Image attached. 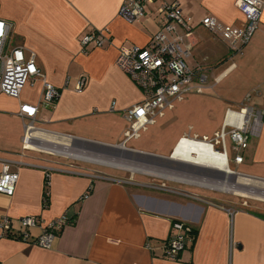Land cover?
Masks as SVG:
<instances>
[{
    "label": "crops",
    "instance_id": "0c3cea01",
    "mask_svg": "<svg viewBox=\"0 0 264 264\" xmlns=\"http://www.w3.org/2000/svg\"><path fill=\"white\" fill-rule=\"evenodd\" d=\"M124 1L0 0V19L12 25L6 49L33 53L40 75L60 92L42 104L43 81L35 78L18 99L0 93V173L8 162L18 177L11 197L0 194V222L6 217L15 227L0 236V264H264V115L259 137L244 150L236 149L227 126V110L242 104L264 110V0L240 54L195 27L198 44L185 62L205 75L204 91L174 102L128 141L124 114L144 96L116 60L122 47H145L159 31V4L177 3L194 22L212 17L241 27L244 19L236 0H155L145 17L127 21L119 15ZM92 31H104L110 41L84 51L81 37ZM80 78L84 87L77 93ZM223 83L220 101L212 93ZM228 91L241 94L231 98ZM21 104L37 108L32 122L21 118ZM222 130L224 150L215 143L186 145V139L213 140ZM214 151H224L226 161ZM124 153L143 159L118 156ZM28 216L39 224L24 240L16 221ZM62 216L69 222L51 231L50 247L33 243ZM174 221L193 231L177 261L165 257Z\"/></svg>",
    "mask_w": 264,
    "mask_h": 264
},
{
    "label": "built area",
    "instance_id": "2783aa9c",
    "mask_svg": "<svg viewBox=\"0 0 264 264\" xmlns=\"http://www.w3.org/2000/svg\"><path fill=\"white\" fill-rule=\"evenodd\" d=\"M155 0H125L119 15L133 21L143 18L149 5ZM235 5L242 14L244 22L241 27L223 25L212 17H204L197 22L182 11L177 3H160L156 10V21L160 25L159 31L153 35L145 47H122L117 57V66L141 89L143 100L128 109L124 118L128 127L124 133L125 139L136 138L139 132L155 123L157 118L164 115L165 110L171 109L173 103L181 101L190 93H202L206 82L205 75H198L191 71L185 59L198 44L194 33L199 26L223 41L232 54H240L250 41L259 24L263 9V0H236ZM12 25L0 19V93L18 99L20 91L26 83L35 78H42L43 89L41 103L49 105L55 102L60 92L51 84L45 82L35 66L33 53L25 56L20 48L7 50L5 47ZM110 39L104 31H92L81 37L80 46L86 50L88 46L101 48ZM197 80L193 84V80ZM84 87V79L75 82V92L80 93ZM248 101V97L245 98ZM37 108L28 104H21L19 114L22 119L33 121ZM264 110L242 104L238 111L227 110L229 119L227 126L232 130L228 136L237 150L247 148L251 138L260 135ZM32 124L25 125L24 143L30 141L29 131ZM226 133L222 130L213 140L203 138L200 141L208 144H219L224 150ZM218 152V151H217ZM225 156V153L223 151ZM241 155L235 157L236 163H241ZM17 174L10 171V163H2L0 173V194L11 197L17 183ZM69 222L67 216H62L47 226L42 236L33 240L34 244L48 248L54 236L51 231L60 230ZM22 232V238L28 240L29 229L37 226L39 220L35 217H24L16 221ZM15 229L8 218L0 222V236H7ZM173 233L165 245V257L177 261L186 244L192 240L191 229L184 223L174 221Z\"/></svg>",
    "mask_w": 264,
    "mask_h": 264
},
{
    "label": "rangeland",
    "instance_id": "374dc122",
    "mask_svg": "<svg viewBox=\"0 0 264 264\" xmlns=\"http://www.w3.org/2000/svg\"><path fill=\"white\" fill-rule=\"evenodd\" d=\"M224 88V83L222 84V85H220V86H218V88H216L215 90H214V92L212 93V96L215 98V99H220V101H224L225 100V96L226 95H224V94H222L221 92V89H223ZM229 92V94L231 95V98H236V97H234V96H239L241 93H239V92H236V91H232V92H230V91H228ZM233 96V97H232ZM237 96V97H238ZM194 97V96H193ZM189 98H192V97H189ZM188 98V99H189ZM215 119H216V117H215ZM193 121V119L192 118H190V122H192ZM197 121H199L198 119H197ZM212 124V123H211ZM211 124H209V125H205V124H202V125H200V127H202V128H206V129H208L209 131H211L214 127H211ZM142 134V133H141ZM211 135H212V133H210L209 134V137H211ZM199 138H201V135H199ZM147 148L148 149H150V150H154L155 149V145H152V144H150V145H148L147 146ZM97 152H103V153H106L107 155H110V156H113V155H115V153H114V151H111V150H107V149H104V150H102V149H97L96 150ZM118 156H120V158H125V159H130V160H134V161H141V159H143V158H141V157H134V156H130V155H127V153H124V154H121V155H118ZM115 157H117V156H115ZM103 162H107V163H115V162H113V161H111V160H109V159H106L105 161H103ZM113 166V165H112ZM186 169H185V171H187V172H189V173H192V174H196V172H198V171H196L195 169H193V168H188V167H185Z\"/></svg>",
    "mask_w": 264,
    "mask_h": 264
},
{
    "label": "bare ground",
    "instance_id": "6f19581e",
    "mask_svg": "<svg viewBox=\"0 0 264 264\" xmlns=\"http://www.w3.org/2000/svg\"><path fill=\"white\" fill-rule=\"evenodd\" d=\"M193 143H195L196 145L201 146L203 149H207L208 146H209V144H206V143H204V142H199V141L187 140V139H186V145H191V144H193ZM220 154H222V156H224L223 153H219V151H218V152L214 151V156H218V155H220ZM224 159H225V161H226L225 156H224Z\"/></svg>",
    "mask_w": 264,
    "mask_h": 264
},
{
    "label": "trees",
    "instance_id": "16d2710c",
    "mask_svg": "<svg viewBox=\"0 0 264 264\" xmlns=\"http://www.w3.org/2000/svg\"><path fill=\"white\" fill-rule=\"evenodd\" d=\"M44 196H45V198L47 199V196H46V190H45V195H44ZM190 233H191V237H192V233H193V231L191 230ZM185 247H186V246H185ZM184 249H185V248H184ZM184 249H183V250H184ZM179 258H180V255H179Z\"/></svg>",
    "mask_w": 264,
    "mask_h": 264
}]
</instances>
